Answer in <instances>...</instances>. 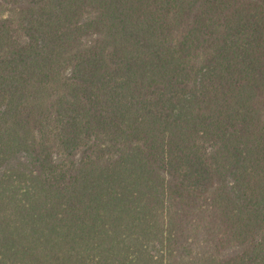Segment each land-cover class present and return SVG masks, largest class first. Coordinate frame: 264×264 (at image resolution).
<instances>
[{
    "label": "trees",
    "instance_id": "obj_1",
    "mask_svg": "<svg viewBox=\"0 0 264 264\" xmlns=\"http://www.w3.org/2000/svg\"><path fill=\"white\" fill-rule=\"evenodd\" d=\"M0 264H264V0H0Z\"/></svg>",
    "mask_w": 264,
    "mask_h": 264
},
{
    "label": "rangeland",
    "instance_id": "obj_2",
    "mask_svg": "<svg viewBox=\"0 0 264 264\" xmlns=\"http://www.w3.org/2000/svg\"><path fill=\"white\" fill-rule=\"evenodd\" d=\"M21 162H23V163H29V158L25 154H23V153L15 156L13 158H11L9 160V162L2 169H0V175H1L2 170L4 168L11 167V166H15V165H17V164H19Z\"/></svg>",
    "mask_w": 264,
    "mask_h": 264
}]
</instances>
